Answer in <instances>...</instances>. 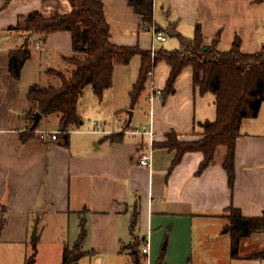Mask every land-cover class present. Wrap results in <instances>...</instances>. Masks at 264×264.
<instances>
[{"label":"crops","instance_id":"crops-1","mask_svg":"<svg viewBox=\"0 0 264 264\" xmlns=\"http://www.w3.org/2000/svg\"><path fill=\"white\" fill-rule=\"evenodd\" d=\"M152 1L154 24L166 35L159 46L168 35L177 39L168 49L160 48L178 49L172 32L192 38L197 24L207 44L219 36L220 50L235 44L252 54L264 47L262 0ZM102 2L113 44L159 49L152 31L140 28L141 18L128 0ZM71 9L68 0H0V263L25 264L35 244L34 264H61L64 248L74 246L84 224L85 255L76 264H135L136 257H148L150 264H264V259L243 257L264 248V231L241 242L238 258L231 256V238L223 231L229 207L245 217L264 215V102L258 115L245 118L240 126L233 188L223 167L225 151L217 156L222 146L198 174L202 152L185 153L170 170L176 152L153 145L165 142L171 132L180 141L198 140L203 136L201 124L216 118L215 96L195 88L191 66L177 77L174 93L164 95L170 66L159 62L152 82L161 93L149 99L148 78L131 108L129 93L141 64V56L135 55L128 64L114 67L112 85L101 98L91 85L84 88L77 105L82 123L68 133L67 144L57 115H49L55 120L49 124H42L47 116L41 117L35 130L46 132L43 137L31 130L26 117L29 88L56 86L49 83H59L50 71L69 75L73 67L66 58L75 53L71 32L45 37L26 32L24 21L33 11L49 17ZM38 41L41 47L36 49ZM23 48L31 56L15 79L10 57ZM84 97L93 106L89 112L107 121L85 124L89 116L82 108ZM95 124L102 132L94 131ZM111 134L116 139H106ZM149 153L151 166L140 165V157ZM35 226L38 239H32ZM134 242L138 253L130 248ZM147 244L148 254H143Z\"/></svg>","mask_w":264,"mask_h":264},{"label":"trees","instance_id":"trees-1","mask_svg":"<svg viewBox=\"0 0 264 264\" xmlns=\"http://www.w3.org/2000/svg\"><path fill=\"white\" fill-rule=\"evenodd\" d=\"M68 1L72 7L68 13L55 12L46 17L39 11H33L24 21L23 29L26 32L39 33L45 37L57 31L71 32L75 53L74 56L66 58L73 67L68 77L61 72H53L59 77L58 86L34 85L29 88L26 99L30 108L26 117L31 126L37 112L42 116L57 115L59 129L65 134L67 144L68 133L74 128H79L82 123L77 105L84 88L91 85L94 93L101 98L104 90L112 85L114 67L128 64L135 55L141 56V64L138 79L129 93L131 108L144 91L149 78L148 72L153 66L162 61L170 66L164 95L174 93L177 77L185 67L191 66L195 88L202 95L212 93L215 96L216 118L214 121L201 124L203 136L198 140L180 141L177 135L171 132L167 134L165 142L153 145L176 152L170 170L181 162L185 153L202 152L204 158L198 174L212 164L218 147L224 146L223 167L227 172L229 185L233 188L235 144L240 136V126L245 118L256 117L264 102V47L252 54L243 53L240 46L235 44L228 50H220L219 36L207 44L201 26L197 24L192 38L172 32L179 40L178 49L169 51L159 48L152 55V51H143L137 46H118L110 41V27L105 18L102 0ZM128 1L141 18V29L150 30L155 27L157 31H161V28L154 24L152 0ZM205 45L209 47L203 50ZM30 56L28 48L11 54L9 70L15 79L20 78L22 67ZM38 124L39 122L31 130L37 129ZM106 139L116 138L111 134L106 136ZM136 217L134 213L132 229ZM226 219L229 222L226 228L231 238V256L241 257L240 251L243 250L241 242L251 238L255 233L264 231V215L245 217L240 210L229 207ZM85 236L86 231L82 224L74 246L71 249L64 248L61 264H76L85 255L82 251ZM33 247L34 251L26 258L25 264H34L35 244ZM130 248L133 253H138V242H134ZM243 257L264 259V248L259 253L252 251ZM139 262L141 264L140 257Z\"/></svg>","mask_w":264,"mask_h":264},{"label":"rangeland","instance_id":"rangeland-1","mask_svg":"<svg viewBox=\"0 0 264 264\" xmlns=\"http://www.w3.org/2000/svg\"><path fill=\"white\" fill-rule=\"evenodd\" d=\"M35 34V33H34ZM177 42V39L175 38V37H170L169 35L167 36V41L166 42H164V43H161V45L159 46V42H157V46L160 48V47H165L166 49H168L169 47H171V45L173 44V43H176ZM60 64H58V63H56V62H53V66L54 67H56V68H58V69H62L63 70V68H61V66H59ZM130 67H129V70H130V72H132L133 71V73L135 72V69H136V67H134L133 65H132V63H131V65H129ZM61 72V73H63L66 77H68L69 75H68V72H66L65 70V72L64 71H57V70H52V71H50V74H54L53 72ZM54 75H56V74H54ZM56 78H58V82L60 83V81H59V77L56 75L55 76ZM38 78V77H37ZM43 83H46V82H43ZM50 83V85H59V83L58 84H54V82H52V81H50L49 82ZM84 102H86V105L85 106H83L82 108H83V111L84 112H86V114H87V116H89V118L88 117H86L85 119L86 120H84L85 121V124H92V122L93 121H95V120H97V121H99L101 124H103L104 123V121H107V119H104V118H98V116H97V114H95V112H89L91 109H93V106H92V104H90V101H88V98L87 97H84ZM120 109H123V108H120ZM129 111H133V110H129ZM85 115V114H84ZM113 115H114V113H112L111 114V116H110V118H109V120H111V119H113ZM98 119H97V118ZM53 118V119H52ZM116 119V118H115ZM55 120H54V116H47V117H44L43 118V120H42V124H49V123H51V122H54ZM86 125V126H87ZM83 128L85 127V126H82ZM224 151H225V147L224 146H222L221 148H220V151H219V153L217 154V156H218V158H220V157H223V153H224ZM225 230H226V227L223 229V231L225 232ZM225 235H230L229 234V232H225L224 233ZM33 249H34V247H33ZM35 249H36V252H37V247L35 246ZM34 251V250H33ZM33 251H32V253H33ZM36 257V256H35ZM0 264H3V263H0Z\"/></svg>","mask_w":264,"mask_h":264},{"label":"built area","instance_id":"built-area-1","mask_svg":"<svg viewBox=\"0 0 264 264\" xmlns=\"http://www.w3.org/2000/svg\"><path fill=\"white\" fill-rule=\"evenodd\" d=\"M150 30L152 31L153 38H154L156 41H158V42H163V41L166 40V35H165L164 33L160 32V31H157V30H156L155 28H153V27H152ZM34 47H35L36 49L40 48V47H41V42H40V41L36 42V43L34 44ZM154 51H155V50L152 49V55H153ZM153 75H154V66H153V67L150 69V71L148 72V77H149V79L151 80V83H152L151 94H150V97H149V99H150L151 101L153 100L154 96L159 95V94L161 93L160 90H158L157 88H155V86H154V84H153V82H152ZM116 121H119V120L116 118ZM35 131L40 132L42 137H43V135L46 133V132H44V131H39V130H35ZM94 131H95V132H102V130H101V126H100L99 124H95ZM139 164H140V165H145V166L150 167V166H151V153H149V154H147V155H146V154H143V155L140 157V159H139ZM142 253H143V254H148V244L145 245V246L143 247V249H142ZM141 261H142L141 264H150V261H149L148 257H147V258H143Z\"/></svg>","mask_w":264,"mask_h":264},{"label":"water","instance_id":"water-1","mask_svg":"<svg viewBox=\"0 0 264 264\" xmlns=\"http://www.w3.org/2000/svg\"><path fill=\"white\" fill-rule=\"evenodd\" d=\"M26 42H27V40H26ZM208 47H209V45H205L203 47V50L208 49ZM129 116H130V119H131V117H132V112L131 111L129 112ZM41 117H42V115L40 113H38V112L35 113V115H34V123L32 125V129L35 128L36 124L40 121ZM36 229H37V227L35 226L34 232H33V235H32V239H38V236L36 237ZM225 231H227V229ZM135 264H140L138 257H136V259H135Z\"/></svg>","mask_w":264,"mask_h":264}]
</instances>
